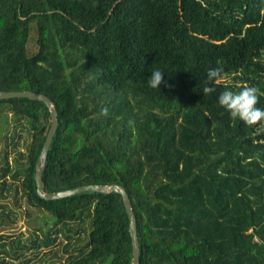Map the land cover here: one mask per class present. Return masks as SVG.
Returning a JSON list of instances; mask_svg holds the SVG:
<instances>
[{"label":"trees","instance_id":"trees-1","mask_svg":"<svg viewBox=\"0 0 264 264\" xmlns=\"http://www.w3.org/2000/svg\"><path fill=\"white\" fill-rule=\"evenodd\" d=\"M262 10L264 0H0V91L42 93L57 111L42 189L120 184L137 264H264V133L218 102L244 86L264 93ZM212 68L224 79L204 95ZM156 69L165 82L153 89ZM50 121L40 100L0 99V232L22 213L39 223L26 237L0 233V264H30L40 248L50 264H130L118 192L36 193Z\"/></svg>","mask_w":264,"mask_h":264},{"label":"water","instance_id":"water-1","mask_svg":"<svg viewBox=\"0 0 264 264\" xmlns=\"http://www.w3.org/2000/svg\"><path fill=\"white\" fill-rule=\"evenodd\" d=\"M12 97H28V98L40 100L46 104V106L48 107L49 113H50V119H51L50 127L48 129L45 140L41 147V151L36 160L34 179H35V184H36V193L38 194V196L46 200H52V199L64 198V197L71 196V195H74L80 192H85V191H95V192H104V193L118 192L122 197L123 204H124L126 213L129 218V233H130L131 242H132V258H131L130 264H137L138 240H137V235H136V222H135V216H134V213L131 207V202H130V199L125 189L120 184H117V183H112V184L92 183V184H84V185H80V186H76L73 188L60 190V191H54V192L44 191L42 189L41 173L43 170L44 161H45L48 147L50 145L52 137L57 128V111H56L55 105L46 95L39 93V92H34L30 90L0 91V99L12 98Z\"/></svg>","mask_w":264,"mask_h":264},{"label":"clouds","instance_id":"clouds-1","mask_svg":"<svg viewBox=\"0 0 264 264\" xmlns=\"http://www.w3.org/2000/svg\"><path fill=\"white\" fill-rule=\"evenodd\" d=\"M222 79H224L222 69H210L204 81L203 94L209 95L214 93L216 89L209 85L211 83H218ZM164 82L163 72L156 69L151 73L148 85L156 89ZM260 95H264V93H261L259 88L255 86H244L239 92L226 90L220 93L218 102L230 113L231 118H239L244 124L255 127L257 133H264V109L257 107ZM101 114L107 116L108 108H102Z\"/></svg>","mask_w":264,"mask_h":264},{"label":"rangeland","instance_id":"rangeland-1","mask_svg":"<svg viewBox=\"0 0 264 264\" xmlns=\"http://www.w3.org/2000/svg\"><path fill=\"white\" fill-rule=\"evenodd\" d=\"M32 36H34V30H31L29 33V40H28V49L29 51H32L34 49L33 39H30ZM23 149V147H21ZM23 207V205H22ZM39 224L38 220H35L34 218L30 221L26 220L24 218V213H22V216L17 220V222L9 229H3L0 233L6 231L5 233H11V234H18L19 232L23 233V236L26 237L29 234V230H31L35 225ZM49 248H40L35 252H30L27 254V257H30L31 261L30 264H50L51 253L47 252ZM52 251L57 250V253L60 255H66L64 252H62L61 244H55L51 247ZM34 253H38L35 255ZM46 253V255H44ZM54 260H57V258H54Z\"/></svg>","mask_w":264,"mask_h":264}]
</instances>
